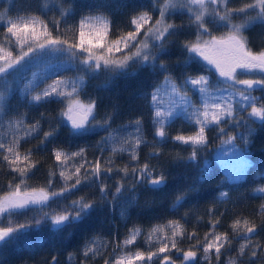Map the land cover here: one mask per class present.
<instances>
[{"label": "snow or ice", "instance_id": "snow-or-ice-1", "mask_svg": "<svg viewBox=\"0 0 264 264\" xmlns=\"http://www.w3.org/2000/svg\"><path fill=\"white\" fill-rule=\"evenodd\" d=\"M231 3L232 0H151L147 10H133L126 25L129 29L127 31L119 29L114 21L103 14H81L77 20L75 9L70 3L66 4L65 0H49L37 9L43 16H46L48 11L54 12L55 18L47 21L41 16L29 14L32 11L31 5H22L17 9L18 13L23 11V15L17 14L7 19L5 17L8 12H0V79L48 52L59 53L65 58V71L79 69L82 73L75 78L53 73L57 78L50 84L40 81L44 83L43 88H40L39 84L25 88V106L38 107L52 102L65 105L55 116L48 117L41 113L40 118L31 124H26L22 116L6 121L13 134L10 139L0 136V164H6L11 173L18 174L21 178L28 177L39 163L31 159L33 152L43 150L52 143L54 146L51 154L54 157L55 169L58 170L64 186L58 191L46 188L22 190L23 179L20 183L14 182L15 177L9 181V190L0 196V217L18 215L32 207H38L42 214L39 219L32 218L28 223L0 227V243L25 235L34 224L50 222L59 230L69 224L84 222L91 216L96 201L83 195L64 202L69 195L80 191L84 186L98 187L100 199L103 201L109 188L105 181L118 176L113 193L114 202L125 188L135 193L137 186L159 190L166 185L165 171L150 163L162 155L160 147H154V150L146 155L145 162L140 163V148L149 143L143 136V118L137 116L116 129L112 128L110 114L97 121V100L91 99L87 103L79 100L86 76H96L100 72L108 74L110 78L125 75L133 65L137 68H150L154 73L162 74V84L145 94L146 98L150 97L148 106L153 127L152 143L162 146L170 139L173 144L191 147L192 151L185 162H197L199 150L208 144L206 131L213 128L218 136H226V139L221 140V144L231 145L230 151H239L235 146L238 139L247 143L248 134L252 131L249 121L264 125V104L257 106L264 97L252 95L253 91H264V39L254 50L245 32L257 22L264 24V0H251L238 7H230ZM156 12L158 16H154ZM178 13H187V24L169 22L168 18ZM208 17H211V21ZM234 18H239L240 22H233ZM69 19L72 20L71 24L68 23ZM64 25L67 27H63ZM114 28H117L119 35L110 39ZM213 28L226 31L217 35ZM69 32L72 34L70 37L66 35ZM193 32L194 38L185 39L180 44L182 51L186 53L183 64L187 67L190 61H198L202 66L213 70L219 77L215 84L211 80V73L195 77L185 73L177 83L172 79L169 65L164 62L157 63L161 54L166 53V44L174 43L169 41V37L181 34L191 37ZM241 76L259 78L241 79ZM162 91L169 97L167 107L162 103ZM193 95H198L199 104L193 102ZM2 104L3 95L0 94V127L5 124L4 116L7 114ZM245 111L247 116L237 115ZM178 115H182L185 122L195 126L196 131L193 134L178 133L169 137L166 128ZM42 121L48 122L49 130L44 131L39 145L22 153L19 150L22 140L34 133L38 135ZM92 121L96 122L93 124ZM68 122L76 135L89 130L107 133L97 142L101 155L94 161L87 159L86 149L83 147L69 152L55 143L59 127ZM226 123L234 130L243 127L245 131L229 134L226 127H221ZM128 129L133 131L128 132ZM21 131L23 136L19 135ZM125 132L127 136L121 135ZM108 145H111L114 156L128 153L129 160L123 167L114 166L115 161L111 158L104 161L102 154L108 150ZM70 167L74 168V171L69 172ZM242 171L243 167L241 173ZM201 172L203 174L204 169H201ZM55 176L56 171H49L48 188L54 185ZM260 178L264 179V173L260 174ZM128 180L132 183H126ZM252 194L264 196V186L253 189ZM228 198V193L223 191L217 197L219 200ZM185 202L186 194L178 195L172 210H178ZM53 203L56 204L55 209L43 211ZM260 210L264 213V203L260 205ZM208 212L211 216L214 210L208 209ZM183 219H170L151 227L146 241L150 243L156 240L160 244L156 251H124L128 246L134 245L137 237L141 235L139 227L130 228L128 235L113 248L111 255L116 256L115 260H112L111 256L106 257L104 264H153L155 259H159L160 264H176V260L169 253L173 250L181 253L178 239L185 237L189 240L195 239L196 244L182 251L180 264H195L201 248L203 258L208 259L214 253L219 264L222 253L231 250L234 239L241 241L237 249L238 255L228 260L227 264H236L237 258L245 256L247 264H254L258 258H262L264 246L253 243V237L264 225H257L247 218H237L231 224L230 236L227 232L214 231L220 223L217 217L211 221L212 228L204 234L201 241L197 239L195 232H186ZM96 245L95 239L84 243L80 264H87L90 256L99 253L100 249ZM71 259L70 253L69 260ZM50 264H57L56 256H52Z\"/></svg>", "mask_w": 264, "mask_h": 264}, {"label": "trees", "instance_id": "trees-1", "mask_svg": "<svg viewBox=\"0 0 264 264\" xmlns=\"http://www.w3.org/2000/svg\"><path fill=\"white\" fill-rule=\"evenodd\" d=\"M46 2H49V0H0V12L7 11L8 16L6 17L17 14L23 15L24 12L20 11L18 13L17 9L22 5H31L32 11L29 14L40 15V11L37 9L43 7ZM65 3H70L75 9V19L79 18L81 14H103L114 21L119 29L127 31L129 29L126 25L133 14V10L135 9L136 12L147 10L151 1L65 0ZM10 8L11 11H9ZM157 14L158 12L154 13V16H157ZM6 17L5 19H7ZM43 18L46 21L51 20L55 18V14L52 11H48ZM234 21L239 23L240 19L234 18ZM68 22H70V19ZM53 34L55 35L56 33L54 32ZM69 34L70 32L66 33L67 36ZM246 34L254 48H257L261 40L264 39V31L260 30L256 25L252 29H248ZM117 35H119V31L114 28L110 37L114 39ZM177 37L178 39L172 40L174 43L166 44V53L161 54L157 63L164 62L169 65L172 79L179 83L185 73L191 76L205 73L204 69L206 66L190 61L188 66L185 67L183 61L186 53L180 47V44L185 39L180 36ZM158 75L160 78L162 77V74L159 73ZM155 78L156 75H152L148 68H137L136 65H133L129 69L128 74L125 75L110 78L108 74L100 72L96 76H86L79 100L87 103L91 99H96L98 103L96 120L99 121L105 118L106 114H110V123L113 129L126 124L137 116H141L143 118V136L149 143L142 145L140 148V163L143 164L145 162L146 155L153 151L154 147H160L162 155L158 159L151 160L150 163L165 171L166 185L159 190L137 186L135 193L125 188L114 202L113 193L115 192L118 176H113L105 181L109 188L107 197L103 201L100 199L98 187L84 186L80 191L69 195L64 202L67 203L83 195H86L89 200H95L96 207L90 217L80 224H69L59 230L50 222H42L40 225L34 224L25 235L0 243V264H50L52 256L57 257V264H80L83 258V245L87 240L91 239L97 241L96 246L99 247L100 251L97 255L90 256L87 264H104L106 257L111 256V259H114L115 255L111 254L115 244L118 241H122L128 235V230L133 227H139L141 235L137 237L134 245H130L126 249H131V251L139 249L144 252L156 251L160 244L156 240L150 243L146 241L148 231L155 224L164 223L170 219H180L181 217L184 218L182 223L186 232H195L197 239L201 241L204 239V234L212 228L211 221L217 217H219L220 223L214 231L219 233L227 232L230 236L232 234L231 224L237 218H247L257 225H264V213L260 210V205L264 203V196H253L252 190L255 189V184L241 181L239 183L241 187L233 190L240 194V205L238 208L231 206L229 203L226 205L223 202H213L211 201L213 197L210 196L209 198L208 196L209 191L213 194L218 191L215 183H218V179H221V170L217 164L213 163L206 171L201 154L198 155L197 162H185L192 151L191 147L173 144L170 139L162 146L153 145L151 111L148 106L149 98H146L145 94L150 93L151 88L157 83ZM19 79H21V76H19ZM13 84L15 86L12 95L2 104L7 114L4 116L5 124L0 127V136L5 137V139H10V137L5 136L9 130L6 123L9 118L22 116L26 124H31L40 118L41 113L52 117L65 106L56 102L42 104L38 107L25 106L24 97L19 95L20 85ZM1 89L2 83L0 79ZM95 122L92 121L93 124ZM178 127L179 125L166 130L169 137L178 133L185 135L190 130L185 126L182 127V130ZM252 128L256 129V131L249 136L251 143L248 145L247 157L251 156L252 158L249 157L252 164L250 172L260 177V174L264 173V125L253 123ZM48 130V122L42 121L39 134L34 133L32 136L22 140L19 150L23 153L25 150L39 145L44 131ZM130 130L132 131V129H128V132ZM106 135L107 133L98 130H89L76 135L71 130V123L68 122L66 125L59 127L55 143L61 145L69 152L83 147L86 149L85 155L87 159L94 161L97 156L101 155L97 142ZM121 135L127 136V132L121 133ZM53 146L52 143H49L45 149L33 152L31 159L39 161V163L28 177L21 178L18 174L11 173L6 164H0V196H3L9 190V181H12L14 177L15 183H20L21 179L24 180L22 190L25 188L27 190L46 188L50 191H58L60 187H63L64 182L60 179L58 170L55 169L54 157L51 154ZM102 155L104 161L111 158L115 161L114 166L119 167H123L129 160L127 152L114 156L111 152V145H108V150L104 151ZM201 169H204L203 174ZM49 171H56L54 185L51 188L47 186ZM68 171H74V168L70 167ZM256 182L258 183L259 179ZM126 183L131 184L132 181L128 180ZM184 194H186V202L178 210L173 211L172 205L176 197ZM248 199L251 200V204L245 206V202ZM55 208L56 204L53 203L50 208H44L43 211H51V209ZM208 209L214 210L211 216ZM41 214V210L38 207H32L18 215L0 217V221H2L0 222V227H14L17 223H28L32 218L39 219ZM9 220H11V224H9ZM259 239L264 240V228L253 237V241ZM237 242L238 240L234 239L230 246L231 250H225L222 253L219 264H227L228 260L237 257ZM262 243L264 242L262 241ZM195 244V239L189 240L186 237L178 239V247L182 251ZM182 251L181 253H176L173 250L169 254L177 262H180ZM70 253L72 254L71 260H69ZM118 254L116 253V255ZM261 257L264 256L261 254ZM153 264H160V260L155 259ZM195 264H217L215 254L213 253L208 259H205L201 248ZM236 264H247V257L237 258ZM254 264H264V259L258 258Z\"/></svg>", "mask_w": 264, "mask_h": 264}, {"label": "rangeland", "instance_id": "rangeland-1", "mask_svg": "<svg viewBox=\"0 0 264 264\" xmlns=\"http://www.w3.org/2000/svg\"><path fill=\"white\" fill-rule=\"evenodd\" d=\"M245 2H251V0H232V3L229 6L230 7H238L242 3H245ZM37 15L41 16V18L44 19L43 18L44 16L41 14V12H40V15L39 14H37ZM95 15H99V14H95ZM158 15L159 14H157V16ZM6 18H8V17H6ZM78 19L79 18H77V20ZM208 19H209V21H211V17H208ZM168 20H169V22H174L176 24H182V23L187 24L188 15H187V13H184V14L178 13L174 16L169 17ZM233 22H235V21H233ZM68 23L71 24L72 20L70 19V22H68ZM235 23H238V22H235ZM255 25L258 26L260 30L264 31V24H261L259 22L250 26L249 30L252 29L253 26H255ZM210 26H212V25L210 24ZM63 27H67V25H64ZM213 31L215 34L219 35L221 32L226 31V29L217 30V29L213 28ZM71 35L72 34L70 33L69 37ZM245 35L247 36L246 32H245ZM179 36L181 38L183 37L184 39H192V38H194V32H193V36H191V37L187 36L186 34H181ZM110 39H112V37H110ZM173 39H178V37L177 36L176 37H169V41H172ZM250 46L252 47V45H250ZM253 49L256 50V48H254V47H253ZM193 62H198V61H193ZM199 63L200 62H198L197 64H199ZM0 66H2V65H0ZM66 67H67V62L65 61V58L62 55H60L59 53L48 52V53H45L41 56H38L37 58H35L31 62L25 64L18 71L12 72L11 74H9V75L5 76L3 79H1L2 89L0 90V94L3 95V103H5V100L10 95H12L13 89L15 86L13 83L20 85L19 95L21 97H24V90L26 87L35 86L36 84H39L40 88H43L44 83L50 84L53 79L57 78L56 76L53 75V73H61V75L63 77H66V78H75L76 76L81 75V72L79 69H75V70L68 69L67 71H65L64 69ZM148 70L152 75H156L155 79L157 81V83H155V85L151 88V90H150V92H151L153 90V88L162 84L164 77L162 75V77L160 78V76L158 75L159 72L154 73L152 71V69H150V68H148ZM204 70L206 71L205 73H200V74L198 73L196 75H193V77L198 76V75H208L209 73H211V80L215 84L216 81L219 79V77L214 73L213 70L208 69L207 67ZM26 74H27V76H26ZM19 76H21V79H19ZM48 77H50V79H46ZM240 78L241 79H248V78H259V77L241 76ZM42 80L44 81V83H40V81H42ZM7 83H8V85H7ZM38 90L39 89H37V91ZM190 95H192V94L190 93ZM252 95L257 96V97H264V91H260V90L253 91ZM161 96H162V103L165 105V107H167V105L169 103L168 95L162 91ZM192 98H193L194 103L199 104L200 101H199L198 95H193ZM261 104H264V99H261L258 102L257 106L259 107ZM250 107L251 106H249V110H250ZM237 115L247 116V111L243 112L242 114L237 113ZM249 123L251 125L252 131L248 134L247 143H245L239 139L235 141L236 149L239 150L238 152L230 151L231 145L221 144V140L226 139V136H218L215 128L206 131V135L208 138L207 147H202L199 150V152H201L199 154H201L204 169H206V171H208V167H211L213 163L217 164V166L221 170L220 171L221 172V181H223L226 185H233L234 186V184H231L232 181H236V180L242 181L243 179H247L245 169L250 165L249 157L251 158V156L247 157L248 143L250 142L249 136L251 134L253 135L256 131V129L252 128L253 123L251 121H249ZM256 123H259V122H256ZM177 125H179L178 128L181 130L183 129L182 127H184V126L188 129H190L189 132L185 135L193 134L196 131L195 126L185 122L182 115H178L177 118H175L173 120V122L166 128V130H169V128H172V127H176ZM221 127H226L227 132L229 134H232L234 131L236 132V134H239V133L245 131V129H243V127L234 130L227 123L224 125H221ZM129 132H131V130ZM12 134H13L12 130L9 129L7 135H5V136H7L8 138L9 137L11 138ZM19 135L23 136V132L21 131L19 133ZM205 151H206V153H205ZM197 160H198V158H197ZM242 167H243V171L241 173ZM248 176H251V178L247 179L246 182L253 181L252 180L253 178H259L258 175L253 176V174L250 172H248ZM219 188H221V184L219 185ZM222 188H224L223 185H222ZM215 193H214L215 194L214 195L211 191H209L208 197L209 198H210V196L213 197L211 199V201L216 202V203L225 201V200L217 199V197L220 193V190L216 191ZM229 197H232V196L229 195ZM258 241H260V244L262 246H264V243H262V241L264 242V240H262V239H259L257 241H253V243H258ZM240 243H241V241L238 240V242H237L238 248H239ZM124 251L135 253V251H131V249H124ZM262 255L264 256V253H262ZM115 258H116V256L114 257L113 260H115ZM262 258L264 259V257H262Z\"/></svg>", "mask_w": 264, "mask_h": 264}, {"label": "flooded vegetation", "instance_id": "flooded-vegetation-1", "mask_svg": "<svg viewBox=\"0 0 264 264\" xmlns=\"http://www.w3.org/2000/svg\"><path fill=\"white\" fill-rule=\"evenodd\" d=\"M250 143L251 142H249L248 143V145H250ZM249 147V146H248ZM249 163H250V165L245 169V173H246V178L247 179H249V178H251V176H248V172H250V170H251V168H250V166L252 165L251 164V159H249ZM251 173V172H250ZM253 174V173H252ZM262 174V173H261ZM253 176H254V174H253ZM247 179H243L242 181H246ZM257 179H259V182L257 183L256 181H257ZM253 181H249V182H251V183H253V184H255L254 185V188H257V187H260L261 186V182L263 181L260 177L259 178H253L252 179ZM223 182V181H222ZM241 181H239V180H236V181H232V183L231 184H234V186L233 185H226L224 182V188H222L221 189V191H223V192H227L228 193V195H230V196H232V197H229L227 200H225L223 203H225L226 205L229 203L231 206H237V205H240V201H239V199H240V194L239 193H237L236 191H233V190H235L236 188H238V187H241L240 186V183ZM244 187V186H243ZM178 263H180V262H178Z\"/></svg>", "mask_w": 264, "mask_h": 264}, {"label": "bare ground", "instance_id": "bare-ground-1", "mask_svg": "<svg viewBox=\"0 0 264 264\" xmlns=\"http://www.w3.org/2000/svg\"><path fill=\"white\" fill-rule=\"evenodd\" d=\"M221 181V179L219 180L218 179V183H216V187H218V190H220V192H221V189H222V185H224V183L223 182H220ZM239 181H241V180H239ZM221 184V188H219V185ZM261 186H264V180L261 182ZM251 204V200L250 199H248V200H246V202H245V206H248V205H250ZM235 208L237 207H239V205H237V206H234ZM177 262V261H176ZM178 264H180V263H178Z\"/></svg>", "mask_w": 264, "mask_h": 264}, {"label": "water", "instance_id": "water-1", "mask_svg": "<svg viewBox=\"0 0 264 264\" xmlns=\"http://www.w3.org/2000/svg\"><path fill=\"white\" fill-rule=\"evenodd\" d=\"M176 264H178V262H176Z\"/></svg>", "mask_w": 264, "mask_h": 264}]
</instances>
